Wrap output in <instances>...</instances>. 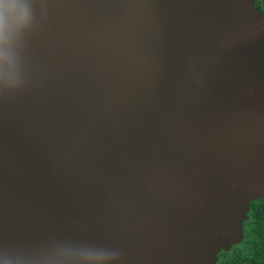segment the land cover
I'll use <instances>...</instances> for the list:
<instances>
[{
    "label": "water",
    "instance_id": "1",
    "mask_svg": "<svg viewBox=\"0 0 264 264\" xmlns=\"http://www.w3.org/2000/svg\"><path fill=\"white\" fill-rule=\"evenodd\" d=\"M14 3L0 264H205L199 217L231 235L264 196V13L253 0Z\"/></svg>",
    "mask_w": 264,
    "mask_h": 264
},
{
    "label": "flooded vegetation",
    "instance_id": "2",
    "mask_svg": "<svg viewBox=\"0 0 264 264\" xmlns=\"http://www.w3.org/2000/svg\"><path fill=\"white\" fill-rule=\"evenodd\" d=\"M254 5L264 13V0H254ZM238 237L233 244L216 247L209 264H264V196L249 203ZM217 243L213 242L214 245L211 243L209 247L213 248Z\"/></svg>",
    "mask_w": 264,
    "mask_h": 264
},
{
    "label": "rangeland",
    "instance_id": "3",
    "mask_svg": "<svg viewBox=\"0 0 264 264\" xmlns=\"http://www.w3.org/2000/svg\"><path fill=\"white\" fill-rule=\"evenodd\" d=\"M253 4H254V0H253ZM254 7H255V5H254ZM254 164L257 167H262L264 169V157H263V163H262V165L259 162H255ZM259 193H260V195H263L264 194V189H261L259 191ZM248 208H249V206H248ZM199 222H201L203 224V226L199 228L198 234L200 233V230H202V232L204 233V236L209 239L210 245H211V243L213 244V242H217L219 239H221L222 242L223 241L224 242L227 241L228 244L235 243L236 240H237V238L239 240V237L238 236L241 233V224H239V223L238 224L235 223V226H236L235 227V232H233L231 235H229V234L226 233L228 236L226 234L224 236H222L221 233L224 232L223 229L219 228L218 231H213L212 226L210 225V223H209L208 220H205L204 215H201L199 217ZM210 249H211L212 255L215 254V249L216 248L213 247V248H210ZM211 256H209L210 259H211ZM210 259L204 258V263L205 264H209L210 263Z\"/></svg>",
    "mask_w": 264,
    "mask_h": 264
},
{
    "label": "clouds",
    "instance_id": "4",
    "mask_svg": "<svg viewBox=\"0 0 264 264\" xmlns=\"http://www.w3.org/2000/svg\"><path fill=\"white\" fill-rule=\"evenodd\" d=\"M24 16L25 9L17 7L14 0H0V42L10 39L16 20Z\"/></svg>",
    "mask_w": 264,
    "mask_h": 264
},
{
    "label": "snow or ice",
    "instance_id": "5",
    "mask_svg": "<svg viewBox=\"0 0 264 264\" xmlns=\"http://www.w3.org/2000/svg\"><path fill=\"white\" fill-rule=\"evenodd\" d=\"M0 74H2V68H0ZM72 250H84V251H91V250H104L102 247H97V246H89V245H76L72 244L71 245ZM0 253H2V248H0Z\"/></svg>",
    "mask_w": 264,
    "mask_h": 264
}]
</instances>
